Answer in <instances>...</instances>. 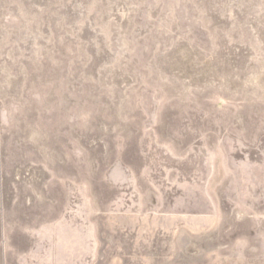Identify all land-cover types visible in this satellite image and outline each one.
<instances>
[{
	"label": "rangeland",
	"instance_id": "1",
	"mask_svg": "<svg viewBox=\"0 0 264 264\" xmlns=\"http://www.w3.org/2000/svg\"><path fill=\"white\" fill-rule=\"evenodd\" d=\"M167 153L223 219L113 215L118 167ZM82 235L90 264H264V0H0V264Z\"/></svg>",
	"mask_w": 264,
	"mask_h": 264
},
{
	"label": "crops",
	"instance_id": "2",
	"mask_svg": "<svg viewBox=\"0 0 264 264\" xmlns=\"http://www.w3.org/2000/svg\"><path fill=\"white\" fill-rule=\"evenodd\" d=\"M152 156L149 153L142 155L146 161ZM192 160L193 158L189 156L182 159V163H177L175 156L167 153L164 164L127 166L129 168L127 176L124 167L119 166L117 170L120 173L119 178L128 181L127 198L115 201L116 209L113 215L134 222L135 226L143 230L150 229L152 220L163 218L223 219L226 215L223 211V202L218 198L212 201L206 192L201 194V187H207L212 182L201 178L200 165L189 163L193 162ZM81 240L84 242L82 244L84 249L80 248L76 254L71 253L72 264H90L89 255L92 259L95 257V247L88 251L84 235ZM122 247L128 252L127 246ZM138 251L145 253V244L140 245Z\"/></svg>",
	"mask_w": 264,
	"mask_h": 264
}]
</instances>
